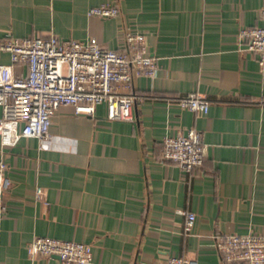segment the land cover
Returning <instances> with one entry per match:
<instances>
[{
    "label": "crops",
    "instance_id": "1",
    "mask_svg": "<svg viewBox=\"0 0 264 264\" xmlns=\"http://www.w3.org/2000/svg\"><path fill=\"white\" fill-rule=\"evenodd\" d=\"M116 3L112 17L91 7ZM262 0H0V40L8 36L96 37L117 48L129 29L145 32L157 58L154 78L134 80V120L60 106L51 137L0 133V158L11 186L0 216V264H61L31 257L37 235L92 245L101 264H165L171 255L221 264L217 240L264 233V68L241 39L261 23ZM0 63L12 64L0 49ZM27 73L22 64L14 66ZM198 90L208 113L182 108ZM2 107L0 106V117ZM195 127L208 145L204 164L188 172L163 159V138ZM45 200L36 198V188ZM185 211L196 213L189 234Z\"/></svg>",
    "mask_w": 264,
    "mask_h": 264
},
{
    "label": "built area",
    "instance_id": "2",
    "mask_svg": "<svg viewBox=\"0 0 264 264\" xmlns=\"http://www.w3.org/2000/svg\"><path fill=\"white\" fill-rule=\"evenodd\" d=\"M120 13L116 3L104 2L89 9L88 14L112 17ZM261 23L240 30L247 49L258 56L264 68V0L259 10ZM0 49L11 55L12 64L0 63V133L19 128L23 137H51L52 118L62 105H70L76 114L94 115L100 104L107 107L111 120H134L137 77L154 78L157 58L149 53L145 32L126 30L117 48H110L96 37L63 39L50 36H8L0 40ZM27 67L26 74L14 66ZM182 108L208 113L210 101L195 90L181 97ZM163 159L185 171L202 166L208 145L200 130L180 128L163 138ZM9 165L0 158V216L7 211L5 192L11 186ZM36 198L45 200V190L36 188ZM184 232L189 234L196 222V213L185 211ZM221 264H264V233H229L217 240ZM29 256L59 257L61 264H101L93 259L92 245L77 240L37 235L27 244ZM165 264H196L186 256L171 255Z\"/></svg>",
    "mask_w": 264,
    "mask_h": 264
}]
</instances>
